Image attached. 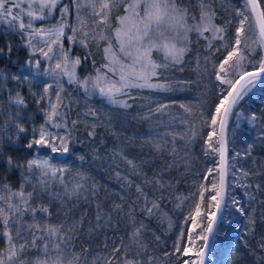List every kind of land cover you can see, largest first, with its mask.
<instances>
[{
	"label": "trees",
	"instance_id": "trees-1",
	"mask_svg": "<svg viewBox=\"0 0 264 264\" xmlns=\"http://www.w3.org/2000/svg\"><path fill=\"white\" fill-rule=\"evenodd\" d=\"M178 2L189 7V16H199L200 0ZM205 2L211 4L217 24L225 30L224 40L212 38L210 32L204 36L190 33L187 50L181 61L169 62L166 69L160 70L163 75L158 81L164 88L132 89L134 99L127 100L131 107L125 109L110 104L98 93L86 95L83 88L70 83L67 77L60 79L59 87L63 89L61 95L69 106L67 121L73 141L65 157H59L43 146L27 148L33 137V129L38 130L45 123L47 100L37 102L44 95V85L51 83L49 94H53L57 84L43 66L36 68L26 64L30 56L29 48L24 46L17 33L8 32L0 25V48L5 49L4 55H0V73L7 77L0 80V129L6 128L7 134L15 140L14 143L8 142L6 138L0 141V150L4 152L0 156V187L8 185L13 191H19L24 182L21 169L10 168L7 164L9 157L17 163H26L33 158H49L64 170L62 174H57L47 190L39 184L33 188V179V183L25 184V191L33 192L32 207L49 208L53 224L84 217L82 227L73 232L67 242V259L88 248L86 255L91 264L97 253L102 251L105 240H108L109 246L113 239L119 240L121 237L127 243L130 228L126 224V214L129 212L145 225L141 238L147 246V253L142 259L146 260L150 256L153 264H180L184 259V256L175 253V247L178 243L181 247L186 246L191 223L189 217L198 202L200 188L202 185L210 188L213 176L217 181L219 179V154L209 149V143L218 147L216 129L222 110L215 126L210 124V117L215 114V106L221 95L226 94L224 90L228 85L216 80L214 66L224 59L226 49L233 44L239 20L236 10L243 9L245 5V0ZM63 3L70 7L67 17L69 24L75 25V5L72 0H63ZM80 3L86 5L87 0H80ZM89 12L91 9L87 6L82 8L84 18L90 23L92 17L87 15ZM121 14L122 6L112 11L110 23L113 26H117L116 17ZM58 20L57 14L43 22L38 21L37 25L48 27ZM253 25L254 22L250 20L246 22L240 45L242 56H247L244 62L247 70L258 67V61L264 58V49L252 45L254 50L249 54L248 49L244 48L246 42L251 44L256 39L257 29ZM9 41L13 45L10 56L6 48ZM64 43L70 44L67 40ZM70 45L75 56L83 58L88 55V59H82L77 67L76 73L80 79L95 75V69L105 63L103 41L99 46L90 42L87 49L78 43ZM153 55L157 56L159 62L164 59L161 53L154 51ZM12 76H19L21 80H12ZM14 91H20L28 103L19 118L10 116L16 111V106L8 103L9 92L13 94ZM161 104L167 107L157 110ZM185 108L190 111H185ZM89 109L95 110L98 119L85 115ZM253 114L256 119L249 122ZM73 120L78 121L75 128L71 125ZM17 123L25 128V132L18 133ZM93 124L96 125L95 134L89 136ZM213 127L212 140L206 143ZM58 131L64 134L63 129ZM17 133L19 139H16ZM227 142V207L224 208L217 230L218 238L214 241L207 264H264V249L261 248L264 242V83L245 95L234 108L227 130ZM157 144L162 147L158 149ZM173 148L175 151H172ZM125 157L133 161L135 167L128 164ZM210 168L213 169L212 176H208ZM240 169L249 173L243 178V184L247 186H241V181L235 179V176L240 175ZM78 173L87 177L84 181L87 191L81 190L79 198L63 196L64 185L76 183ZM61 175L63 183L60 182ZM206 176L207 180L204 179ZM146 178H162V185L145 184ZM257 184L261 187L257 188ZM137 185L143 186L150 199H155L161 206L160 211L154 210L155 214L151 217L145 216L142 211L144 200L138 198ZM57 193L61 194V198H57ZM210 194L205 192V201L201 205L204 228L207 227V213L214 209L207 208ZM233 200L239 201V205L234 204ZM97 204L103 214L99 223L105 225V220L111 218L108 224L100 228L96 227ZM116 204L122 205L123 210L115 209ZM238 206L244 209L243 214L236 211ZM36 215L40 217L42 214L37 211ZM24 221L30 222L31 216L25 215ZM90 226L91 231L88 230ZM237 227L239 230L234 232ZM182 232L183 238L180 236ZM25 243L23 238L16 239L17 246ZM45 243L50 245L47 255ZM52 243L55 240L49 241L44 236L35 246L28 245L21 259L27 264H51L55 257V252L51 250ZM4 248L5 239L0 237V249Z\"/></svg>",
	"mask_w": 264,
	"mask_h": 264
},
{
	"label": "snow or ice",
	"instance_id": "snow-or-ice-1",
	"mask_svg": "<svg viewBox=\"0 0 264 264\" xmlns=\"http://www.w3.org/2000/svg\"><path fill=\"white\" fill-rule=\"evenodd\" d=\"M24 0H0V24L8 32L18 33L22 40L26 39L25 47L31 50L29 59L26 64L40 68V59H32L37 53L45 61L49 62V68L45 71L50 73L56 81L57 90L53 94H49L52 88L51 83L44 85V95L39 97L41 100H47L48 108L44 110L45 123L38 130L33 129V137L27 148L32 149L35 146L49 147L52 153L67 154L69 152V144L72 141V131L69 129L67 121L68 105L64 103V97L61 93L63 89L59 87L60 79L67 77L70 83H76L83 88L85 94L98 93L104 97L110 104L118 105L122 108H129L131 105L127 100L134 99L131 95L132 89H163L164 85L158 82L154 83V78L158 81L163 75L161 69H166L169 62L179 63L187 50L189 43V34L195 32L199 36L204 33L211 32L213 37L224 40V29L218 27L214 22L215 12L210 3L200 0L199 3V19L195 16H189V7L182 5L178 0H87V4L83 5L80 0H72L76 7L75 25L69 24L67 17L70 15V7L63 3V0H27V8L23 7ZM87 6L91 12L87 13L92 17L89 23L82 14V8ZM122 6V15L116 17L117 26L110 23V16L114 9ZM18 9V11H15ZM59 15V20L48 27L35 26L36 21H45L48 17ZM238 26L235 30V39L230 48L226 49L224 59L215 67L216 80L222 85H228L225 93L219 98V102L215 106V114L210 117V124L215 126L223 109L224 117L233 114V109L238 105L240 100L249 92L264 83V58L258 61V67L252 71H248L245 67L247 56L240 55V45L245 33V24L249 20L254 22L257 29L256 39L251 44L245 43L244 48L248 49L249 54L254 50L252 45L264 49V0H245L243 9L236 10ZM27 17V19H25ZM189 19L193 22L189 23ZM231 23V21H229ZM251 26V25H250ZM67 30V31H66ZM70 32V34H69ZM39 37V44L33 43V38ZM70 44H79L87 49L90 42H95L98 46L100 42H104L103 52L105 63L95 69V75H90L84 79L77 76L76 69L83 60L88 59L86 54L83 58L73 57L70 55L71 48H65L64 41ZM7 54L10 56L13 51L11 41L6 44ZM163 53L164 59L157 63L153 59V52ZM219 51V49H217ZM5 49L0 48V55H4ZM54 61V63H53ZM251 63V61H248ZM7 79L0 73V80ZM12 80L20 81L21 77L12 76ZM27 79V77H24ZM241 81H244L241 84ZM239 86V87H238ZM10 105L16 106V111L10 116L19 118L23 109L27 107L25 99L19 92L15 96L9 92ZM167 107L166 105H158L157 110ZM181 107H184L181 105ZM185 111H190L185 108ZM86 116H92L98 119L95 110L89 109ZM253 114L249 122L255 121ZM78 121H71L72 128H75ZM221 127L220 139L217 141L218 147L209 143V149L219 154V170L218 182L213 176L210 182V188L202 185L198 193V202L194 205V211L190 214L192 226H197V217L202 215L201 205L205 201V192L211 194L208 196L207 208L215 207V211L207 213V227L201 229V232L195 237L196 240H202L203 243L196 251L195 260H181L180 264H207L209 250L213 247V242L218 238L217 225L223 217V210L227 207L225 197L227 194V163H226V138L224 128L226 119L219 120ZM51 129H63L64 134L59 131L53 132ZM95 124L92 125L93 130L88 133L89 136L95 134ZM18 133L25 132V128L17 123ZM213 132H209L207 142L212 140ZM18 133L16 139H19ZM6 138L8 142L14 143L13 136L7 134V129H0V141ZM159 149L162 145L157 144ZM172 151H175L173 148ZM207 155V150L205 151ZM246 153L245 155H248ZM4 152L0 150V156ZM81 159H83L81 157ZM126 162L135 167L133 161ZM9 167H18L21 169L23 181L19 191H13L10 186L4 185L0 187V237L5 239V248L0 249V264H27L21 259V254L28 245L35 246L38 240L47 236L49 241L55 240L51 244V250L55 252L51 264H89L87 258L88 248H84L80 254H72L71 259L66 258L67 242L70 240L71 234L80 229L83 225L84 217L79 220L68 222L67 219L59 224H53L50 220L51 213L47 206L32 207L31 199L33 192L25 191L26 183H33V188L39 184L44 190H47L51 182L57 178L58 173H63L62 168H58L51 162L49 158H33L27 160L26 163H17L8 158ZM240 175L235 176L237 181L243 184V178L249 173L240 169ZM29 173L31 175H26ZM119 175V174H118ZM213 175V169L208 170V176ZM76 183L69 186L64 185L63 196L68 198L77 197L82 191H87L84 181L87 177L83 173H78ZM63 183L62 175L59 177ZM207 180V176L204 177ZM145 184L162 185V178L148 179ZM257 188L261 185L257 184ZM138 198L144 200L142 211L145 216H153L154 210L160 211V204L155 199L144 192L141 185L136 187ZM57 198H61V194H56ZM233 203L239 205V201L233 200ZM223 205V207H222ZM114 208L122 211V205L116 204ZM39 211L42 215L37 217ZM237 212L244 213L242 207L236 208ZM25 215L31 216L30 222H25ZM96 227L100 228L109 223L111 219L105 220V225L99 222L103 219L100 205L97 204V214L95 217ZM90 224V222H89ZM126 224L130 231L127 233V243L125 238L119 240L113 239L111 246L108 240H105L102 251L92 259L91 264H153V258L148 257L146 260L141 257L147 253V246L144 244L142 234L145 225L138 220L131 212L126 214ZM91 231V226L88 229ZM15 234V235H13ZM181 238L184 233L180 234ZM23 238L25 244L17 246L16 239ZM193 238L188 236L189 242ZM99 247V246H98ZM264 249V242L261 243ZM44 251L47 255L50 251L49 243L44 244ZM191 251L190 247H181L178 243L175 247V253L182 256H188ZM83 256V258H81ZM179 260V256H177Z\"/></svg>",
	"mask_w": 264,
	"mask_h": 264
},
{
	"label": "rangeland",
	"instance_id": "rangeland-1",
	"mask_svg": "<svg viewBox=\"0 0 264 264\" xmlns=\"http://www.w3.org/2000/svg\"><path fill=\"white\" fill-rule=\"evenodd\" d=\"M23 7L27 8V0H24ZM15 11H18V9H16ZM121 15H122V14H121ZM191 16H195L197 20L199 19V16H197V15H190V17H191ZM50 18H51V17H50ZM25 19H27V17H25ZM251 21H252V20H250V22H251ZM37 22H38V21L35 22V26L39 27V26L37 25ZM192 22H193V21H192L191 19H189V23H192ZM213 22H214L218 27H220V26L217 24L215 18L213 19ZM252 22H253V21H252ZM0 25L4 26L3 24H0ZM253 26H254V25H253ZM220 28H222V27H220ZM252 28H253V27H252ZM210 33H211V32H210ZM204 34H205V33H204ZM189 35H190V34H189ZM17 36H18L19 38H21L20 35H19L18 33H17ZM211 37H212V38H215V37H213L212 33H211ZM39 39H40L39 37H34V38H33V43L38 45V44H39ZM23 42H24V44H26V43H27L26 39H24ZM64 44H65V43H64ZM65 48H66V49H67V48H71V53H70V55L73 56V57H77V56H75L74 53H73V47H72V45H70V44L67 43V44H65ZM29 50H30V49H29ZM30 52H31V50H30ZM161 55L163 56V53H161ZM240 55L242 56V52H241V51H240ZM163 57H164V56H163ZM32 59H33V60H35V59H40V61H41L40 67L43 66V67L46 68V69L49 68V62H48V61H45L43 58H41L39 53H37L35 56H32ZM153 59H154L157 63H159V59L157 58V56L153 55ZM53 63H54V61H53ZM76 70H77V69H76ZM67 79H68V78H67ZM153 82L156 83V82H155V78H154ZM157 82L160 83V81H157ZM160 84H161V83H160ZM16 92H19V93L21 94L20 91H14L12 95L15 96V93H16ZM21 96L23 97V94H21ZM122 99L128 100V97H122ZM25 102H26V100H25ZM26 104H27V106H28V103H27V102H26ZM222 113H223V109H222ZM48 127H49L50 130L53 131V132L58 131L57 129H51V126H50V125H48ZM216 134H218V127H217V129H216ZM43 147H45V146H43ZM45 148H49V147H45ZM49 149H50V148H49ZM55 154L58 155L59 152H58V153H55ZM65 156H66V154H64L63 157H65ZM217 182H218V181H217ZM214 211H215V207H214V209L211 210V212H214ZM201 212H202V210H201ZM196 220H197V226L193 227V226H192V222H191L190 225H189L188 236L191 235V237H192L193 239L191 240V242H189V240H188V236H187V241H186V246H185V247H190V248H191V251L189 252V255H188V256H184V259H183V260H189V261H191V260H195V259H197V257H196V251H197V249L200 247V245L203 243L202 240H196V239H195V237L197 236V234L201 232V229L204 228V227H203V216L201 215L200 217H197ZM239 228H241V226H240ZM239 228L237 227V229H234V232H237V231L239 230Z\"/></svg>",
	"mask_w": 264,
	"mask_h": 264
},
{
	"label": "water",
	"instance_id": "water-1",
	"mask_svg": "<svg viewBox=\"0 0 264 264\" xmlns=\"http://www.w3.org/2000/svg\"><path fill=\"white\" fill-rule=\"evenodd\" d=\"M252 70H253V69H250V70H248V71H252ZM243 83H244V81H241V84H243ZM238 87H239V86H238ZM233 111H234V109H233ZM231 118H232V114H230V115L227 116V117H224V112L222 113V116H221V118H220V119H226V126H225V128H224L223 131H224V135H225V138H226V145H227V150H226V163H227L226 184H227V190H228V142H227V130H228V126H229V124H230V122H231ZM220 135H221V127H220V123H219V125H218V140L220 139ZM58 156H59V157H63L64 154L59 153ZM226 195H227V194H226ZM225 201H226V197H225ZM222 207H223V205H222ZM223 212H224V210H223ZM218 226H219V224L217 225V230H218ZM213 244H214V242H213ZM212 248H213V247H212ZM212 248L209 250L207 260H208V258H209V256H210V252H211Z\"/></svg>",
	"mask_w": 264,
	"mask_h": 264
}]
</instances>
